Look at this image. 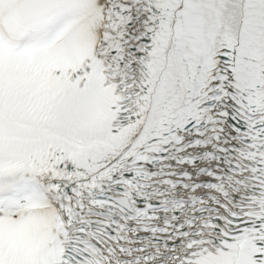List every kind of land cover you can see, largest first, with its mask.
I'll return each mask as SVG.
<instances>
[{
    "label": "snow or ice",
    "instance_id": "1",
    "mask_svg": "<svg viewBox=\"0 0 264 264\" xmlns=\"http://www.w3.org/2000/svg\"><path fill=\"white\" fill-rule=\"evenodd\" d=\"M0 264H264V0H0Z\"/></svg>",
    "mask_w": 264,
    "mask_h": 264
}]
</instances>
